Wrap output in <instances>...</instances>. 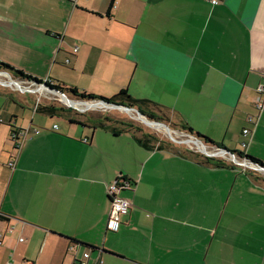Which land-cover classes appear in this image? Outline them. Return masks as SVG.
Here are the masks:
<instances>
[{"label":"crops","instance_id":"0c3cea01","mask_svg":"<svg viewBox=\"0 0 264 264\" xmlns=\"http://www.w3.org/2000/svg\"><path fill=\"white\" fill-rule=\"evenodd\" d=\"M0 62L151 100L148 111L247 162L209 165L130 132L57 124L36 111L56 94L0 86V264H79L85 251L91 264H264V171L246 157L264 163V0H0ZM31 127L41 132L16 147L13 130ZM120 177L131 208L110 231L107 189Z\"/></svg>","mask_w":264,"mask_h":264},{"label":"trees","instance_id":"16d2710c","mask_svg":"<svg viewBox=\"0 0 264 264\" xmlns=\"http://www.w3.org/2000/svg\"><path fill=\"white\" fill-rule=\"evenodd\" d=\"M0 68L11 72L17 78L28 79V80L37 81V82H44L43 80H39L37 78L27 75L22 70L15 69L14 67H12L11 65L5 62H0ZM48 85L50 84L48 83ZM50 86L60 92L66 93L67 95L74 96L76 98L83 99V100H106L111 103L123 104L129 107L137 106L139 111L143 115L149 117L150 119L168 123V120L165 115L158 114L152 111H148L150 104H154L151 100L134 98L126 90H122L121 92H119L118 94L112 97H104V96L95 95L93 93H87L86 91H80L77 87H69L61 83L53 84ZM36 111L38 113H41V114H44L50 117L60 116V115L66 116L72 122L80 123L82 125H86L93 129H96L97 127L106 128V129L113 131V133H116V134H118L119 132H124V131L130 132L133 139L136 141L137 144L149 150L169 149V150H173L176 152H180V153L192 156L200 160V162L205 163V164L215 165V166L229 165L228 163H226L225 161L221 159L214 158V156H208V155L204 156L199 153L192 152V151H181L178 148L174 147V145L161 141L156 136L150 133H145L141 129L136 128L134 125L130 123H127L124 121H119V122L113 121L107 116L98 117L96 119H91V121L87 123V122H84V120H82L84 119L83 114L74 112L72 109H68L63 106H60L56 102L50 103L47 105L39 104L36 108ZM183 127L189 133L195 134L197 137L203 139L206 143L213 144V142L208 137L202 136L199 133H194V130L191 127L187 125H184ZM219 146L221 148H225V146L223 145H219ZM246 157L247 159H250L254 164L264 167V163L261 160L254 158L252 156H249V155H247ZM2 217L3 215L0 214V218Z\"/></svg>","mask_w":264,"mask_h":264},{"label":"rangeland","instance_id":"374dc122","mask_svg":"<svg viewBox=\"0 0 264 264\" xmlns=\"http://www.w3.org/2000/svg\"><path fill=\"white\" fill-rule=\"evenodd\" d=\"M10 81H17V82H21V80L17 77H15L11 72L1 69L0 68V86L3 87H7V88H11L14 89V91L16 92H21L24 95H31V99L33 100H37V96L39 97V95L34 94V93H29L27 91H21L18 87L16 86H11L9 84H7ZM25 82V81H24ZM25 85H28V83H24ZM3 83V84H2ZM6 84V85H4ZM69 96V95H67ZM45 97V96H44ZM41 97V101L42 102H47V97ZM70 99L71 96H69ZM76 100H81L79 98H75ZM86 101H90L91 103L93 102V100H86ZM100 101V100H97ZM56 102L58 105L60 106H66L68 108H75L76 111L80 112V113H89L90 111H92L91 109H94V113H96V115L98 117H111L114 119H119L121 121L130 123L132 125H134L136 128L141 129L143 132L145 133H150L154 136H156L157 138H159L161 141H164L166 143L172 144L174 145V147L178 148L181 151H192L195 153H199L201 155L206 156L207 154H205L203 151H206L204 149L199 148L196 144H193V142L190 143V141H197L201 144H206V146H208L210 148L211 151L214 152H219L217 147L215 146H211L210 144L206 143L203 139L197 137L195 134H191L189 133L183 126L182 122L178 121L177 119H175L174 117L170 116V115H165L168 123L167 122H160V121H156L153 119H150L147 116H141L139 114V112H137V110L132 109V110H126L124 108H119V107H114L113 106H105L104 104H102L101 106H97V107H89L87 105L84 104H70L69 102H65L62 101L61 99L54 101ZM97 103V102H96ZM41 115H38V117H40ZM43 116V115H42ZM47 116V115H46ZM20 119H26L28 118L27 114L25 113L24 115H22V113H20L19 115ZM142 117V118H140ZM144 119H148V122H146ZM56 122L57 124H62V123H68V121L60 116H56V118H54V120H51ZM149 121H153L152 123L155 122H160L163 124L168 125L169 128L165 127L164 125H160V127L156 126V124H151ZM150 124V125H148ZM162 127V128H161ZM192 139V140H191ZM201 141V142H200ZM203 142V143H202ZM207 153H212L214 154V152H208ZM216 155H219L218 153H215ZM232 155L226 154V157L223 156H216L214 158L217 159H221V160H225L226 162L232 164V165H236L238 163L240 164H244V158L240 155V154H236L235 157H237V159H233Z\"/></svg>","mask_w":264,"mask_h":264},{"label":"built area","instance_id":"2783aa9c","mask_svg":"<svg viewBox=\"0 0 264 264\" xmlns=\"http://www.w3.org/2000/svg\"><path fill=\"white\" fill-rule=\"evenodd\" d=\"M210 1L213 4L218 3V0H210ZM77 51H78V48L77 47L74 48V52H77ZM67 62H69V60H67ZM14 83L25 86L27 88L25 90H36L38 92H41V91L43 92V90H44V88L42 86H35L33 82H31L32 86L23 84V81H21V82H17V81L15 82L14 81ZM43 83H46V84L49 83L50 85L56 84V82H54L52 79H46V80H44ZM4 85H6V84H4ZM45 90L48 91L47 89H45ZM55 91L56 92H54V91H48L47 92L49 94V95H47V97L50 100H52L54 98L53 95L56 94L57 95L55 97L56 99H61L62 101H65V102H68L71 100L72 102H77L78 104H84V105H87L89 107H97V106H101L103 104L101 100L100 101L93 100L92 103L90 101H86L83 99L73 100V99H70L67 96V94L60 92L56 89H55ZM263 103H264V85H261L258 88L256 103L254 104V107L258 110H261L263 107ZM249 121L250 122L254 121L253 116L249 118ZM54 128H57V125H55ZM40 132H41V130L38 127H31V128H25V129L21 128L19 130H13L12 139L14 140L16 147L20 148L23 145L24 141L31 139L33 134H39ZM242 133H243L244 137H247L250 133V128H247V127L244 128ZM84 141L88 142L89 138L86 137L84 139ZM245 146H246V142H243L242 147H245ZM216 153H218V152H216ZM230 155H232V154H230ZM232 156L235 157L236 155L234 154ZM244 161H245L244 164H246L247 163L246 160H244ZM13 165H14V162L11 161L10 166H13ZM250 165L253 168L259 169V167L256 164L251 163ZM131 186H132L131 181L126 177H120L116 182L108 185L107 194H108V197L110 198V201H111V212H110V217H109V221H108V229L110 231H116L119 228V226L122 223V216L128 214V212L131 208L130 201L126 197L123 196V192L126 189L131 188ZM13 230H14V227H10V228H8L7 231L13 232ZM4 236H5V233L1 232L0 233V241ZM20 240H23V238H21ZM90 258H91V252L85 251L83 254V258L80 260L79 264H91ZM102 263H103V260L99 259L94 264H102Z\"/></svg>","mask_w":264,"mask_h":264},{"label":"water","instance_id":"95a60500","mask_svg":"<svg viewBox=\"0 0 264 264\" xmlns=\"http://www.w3.org/2000/svg\"><path fill=\"white\" fill-rule=\"evenodd\" d=\"M33 83H34L35 86H42L44 89H47L48 91H54V92H56L54 88H52L50 85H48V84H46V83H43V82H37V81H33ZM101 101H102V103H103L105 106H113V107L124 108V109H126V110H128V111L133 109L132 107H129V106H127V105L117 104V103H111V102L106 101V100H101ZM135 110H137V109H135ZM137 112H139V114H140L141 116H144L140 111L137 110ZM155 123H160V122H155ZM160 124H162V125H164L165 127L169 128L168 125H166V124H163V123H160ZM223 151H224L225 153H229V154L231 153V151L228 150L227 148H223ZM231 154L234 155L233 153H231ZM259 168H260L261 170L264 171V167L259 166Z\"/></svg>","mask_w":264,"mask_h":264},{"label":"bare ground","instance_id":"6f19581e","mask_svg":"<svg viewBox=\"0 0 264 264\" xmlns=\"http://www.w3.org/2000/svg\"><path fill=\"white\" fill-rule=\"evenodd\" d=\"M11 86H17L19 89H27L25 86H23V85H19V84H15L14 83V81H10V82H8ZM69 103L70 102H72L71 100L70 101H68ZM77 102H72L71 104H76ZM77 105V104H76ZM140 118H142V117H140ZM143 120H145L146 122H148V119L146 120V119H144L143 118ZM151 124H156V126H158V127H160V123H152L153 121H149ZM148 125H150V124H148ZM162 128V127H161ZM192 140V139H191ZM191 142H193V144H196L199 148H201V149H204V150H206V151H208V152H214V151H211L210 150V148L208 147V146H206V144L204 145V144H201V143H199V142H197V141H190V143ZM201 142V141H200ZM203 143V142H202ZM206 151H203L205 154H207L208 156H214V157H216V156H223V157H226V154L227 153H225L224 151H223V149L220 147V148H218V154L219 155H215V154H211V153H207ZM214 153H216V152H214ZM233 159H237V157H232ZM235 159V160H236Z\"/></svg>","mask_w":264,"mask_h":264}]
</instances>
